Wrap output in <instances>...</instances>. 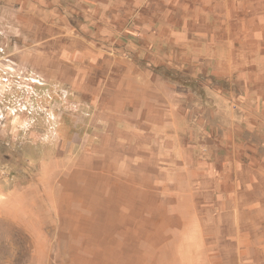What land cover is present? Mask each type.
<instances>
[{"label": "rangeland", "instance_id": "1", "mask_svg": "<svg viewBox=\"0 0 264 264\" xmlns=\"http://www.w3.org/2000/svg\"><path fill=\"white\" fill-rule=\"evenodd\" d=\"M236 1L185 80L137 0H0V264H264V0ZM139 67L191 91L148 132L124 120ZM120 175L121 201L81 208V178L103 197Z\"/></svg>", "mask_w": 264, "mask_h": 264}, {"label": "crops", "instance_id": "2", "mask_svg": "<svg viewBox=\"0 0 264 264\" xmlns=\"http://www.w3.org/2000/svg\"><path fill=\"white\" fill-rule=\"evenodd\" d=\"M234 2L237 1L137 0V17L133 19L137 20L138 26L147 33L141 32L145 38L144 40H159L164 43L162 46V49L166 51L164 55L170 57L171 60H176L177 71L181 72L183 76L187 75L189 77L185 80H195L208 71L210 58L223 56L221 54L222 46L223 43L229 40L228 35L233 25L230 18L233 17V10L240 8L233 7ZM145 12L150 13L145 16ZM164 55L163 53L160 54V56ZM124 76L126 78L122 80L123 91L121 94L124 110L127 111L124 120L125 118L129 119V122L135 123L139 129L141 128L145 132L150 131L151 127L157 129V126H159L161 128L162 122H155L156 118L153 116L156 112H159L156 101L161 103L164 100V104L171 105L174 108L171 111L176 113L179 106L186 102L185 95L188 97L191 92L189 89L184 90V87L180 88L179 84L175 86L174 83L169 84L170 82L165 81L162 75L154 74L145 67L136 68L133 72L126 73ZM162 85L165 86L164 89L170 88L168 97L164 94L167 91H164ZM150 88L154 90L152 95H146L145 91ZM111 96L113 95L107 93L109 103L112 101L110 100ZM108 102L107 104H109ZM143 106H145L144 109L141 108ZM135 111H137V116L134 115ZM164 128V133H167L166 136H168L172 125H165ZM166 136L161 135L165 138ZM101 137L110 140L108 134ZM100 149H104L108 153L106 147ZM125 178L120 175L113 184L110 180L101 181L102 186L106 185V191L108 190V193H106L110 199L121 201L123 188L120 185L126 182ZM83 181L84 184L81 185ZM128 181L130 180L128 179ZM79 182L81 186L79 187L82 190L90 187L83 178ZM100 184H98L99 188L102 187ZM128 185L130 186L129 190L135 189L130 184ZM120 193L121 196H119Z\"/></svg>", "mask_w": 264, "mask_h": 264}, {"label": "bare ground", "instance_id": "3", "mask_svg": "<svg viewBox=\"0 0 264 264\" xmlns=\"http://www.w3.org/2000/svg\"><path fill=\"white\" fill-rule=\"evenodd\" d=\"M90 154V153H89ZM88 156V155H87ZM90 156V155H89ZM92 156H93V154H92ZM80 157V156H79ZM88 158V157H87ZM105 158V157H104ZM84 159V158H83ZM90 159H91V157H90ZM82 161V160H81ZM85 161V160H84ZM92 161H93V157H92ZM104 161V160H103ZM86 162V161H85ZM81 163V162H80ZM87 164H89V163H87ZM91 164H92V162H91ZM94 164V163H93ZM104 165V164H103ZM111 171V170H110ZM81 175H82V173L81 172H79L78 173V176L76 177V175H75V177H73V178H71V180H73V181H75L76 183H78V179L81 177ZM70 179L68 178V180L67 181H63V185H62V187L63 188H61L62 190H61V192H62V195H73L74 193H70V194H66V189H65V187H66V185H67V183H68V181H69ZM80 181V180H79ZM82 182V181H81ZM86 184V183H85ZM110 186V185H109ZM108 186V187H109ZM81 187V186H80ZM84 187V186H83ZM108 187H107V189H108ZM105 189H106V187L105 188H103V197L101 196V195H98V196H94L93 195V192H92V190H90L89 188H86L85 190H82L81 188H80V192H79V194L78 195H80V197H81V199H80V201H81V204H80V206H81V208L82 209H84V210H88V211H90V212H92V210H94L93 212H95V211H98L99 210V206H101L102 204H104L105 203V201L108 203V205H110L111 203H110V198H109V196H108V190L107 191H105ZM104 192H107L106 194L104 193ZM111 195V194H110ZM97 213V212H96Z\"/></svg>", "mask_w": 264, "mask_h": 264}]
</instances>
